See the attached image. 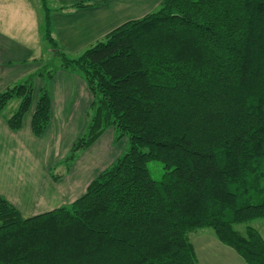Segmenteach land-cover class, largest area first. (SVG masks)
<instances>
[{"label":"trees","instance_id":"obj_1","mask_svg":"<svg viewBox=\"0 0 264 264\" xmlns=\"http://www.w3.org/2000/svg\"><path fill=\"white\" fill-rule=\"evenodd\" d=\"M42 4L44 39L93 97L65 161L108 128L129 148L69 205L23 216L0 196V264H197L189 233L204 227L245 263L264 264L259 232L234 228L264 218V0H161L72 58ZM54 70L0 92V110L19 100L6 118L11 130L31 107L34 78L46 83ZM50 109L43 85L34 136ZM153 160L164 169L158 180Z\"/></svg>","mask_w":264,"mask_h":264},{"label":"crops","instance_id":"obj_2","mask_svg":"<svg viewBox=\"0 0 264 264\" xmlns=\"http://www.w3.org/2000/svg\"><path fill=\"white\" fill-rule=\"evenodd\" d=\"M79 1L85 5L73 7ZM160 1L54 0L53 9L48 7L51 35L66 56L79 52L81 54L121 23L155 10ZM44 15L42 0H0V92L37 71L43 65L44 56L49 58L50 47L47 45L43 52L40 46V42L44 40ZM43 85H46L50 96V121L44 133L37 137L31 132L30 121ZM92 98L81 74L58 65L46 83L41 76L34 78L31 107L23 117L21 128L11 130L6 123V118L13 112L4 115L3 109L11 100L0 110V178L5 180L0 185V196L18 207L24 216L63 205L65 198L74 192L72 185L75 182H66L70 188L65 190L67 187H64L62 197L57 198L58 189H50L55 182L49 179V183L46 180L49 186L45 190L41 186L30 187V183L34 182L29 178L31 172L25 168L22 174H13L9 164L5 163V155H10L12 150L20 151L25 148L28 152L25 155L26 161L35 162L36 166L46 168L51 162H56L76 141L75 134L85 131L88 122L86 110ZM43 168L41 172L45 173ZM91 179L85 182V177L77 178L76 183L81 182L82 188L74 198L73 194L70 196V202L84 193ZM18 190L30 195L28 210L20 208L19 201L14 199V192L17 194ZM250 225L264 239V218L254 219ZM207 228L193 231L197 242L189 237L194 246L197 264H247L231 247L221 243L214 231Z\"/></svg>","mask_w":264,"mask_h":264},{"label":"rangeland","instance_id":"obj_3","mask_svg":"<svg viewBox=\"0 0 264 264\" xmlns=\"http://www.w3.org/2000/svg\"><path fill=\"white\" fill-rule=\"evenodd\" d=\"M46 3H47V6L49 8L53 9L54 0H46ZM47 45L50 47L51 52L49 53V58H47V55L44 56L43 65H41L40 68L44 67V68H53L54 69L58 65L60 66V58L58 56H55V54L53 53L52 46L45 39L40 42V46L42 47V51L45 52L44 50H45V47ZM79 53L72 54V56H68V57H71V58L76 57V56L80 55ZM24 80H22L20 82H23ZM17 104H18V99L13 98L7 104V106L3 109V114L8 115L9 113L14 112V110L17 107ZM89 108L90 107H88L86 110L87 116H89L88 115V112L90 111ZM82 134H83V132H81L79 135L75 134L76 135L75 138L77 139ZM74 142H75V140L73 141V143ZM72 144H71V146H72ZM93 144L86 149H81V150H78L77 152H75V157L70 163L66 162L65 160L70 155L71 146H69V149L63 155L62 158H59V160L56 159L55 160L56 162H51V164L49 166H47L46 168L36 166L34 164L35 162L33 163L31 161H26L25 155L28 154V152H27V149H25V148L20 150V151H13L12 150V151H10V155L6 154L5 155V161H6L5 163L9 164L10 169L14 171L13 174H16V175L22 174L24 169L27 168L29 170V172H31L29 178L34 180L33 183H30V187L41 186V188L45 190L49 186V185H47V181L49 183H51V181L55 182L56 184L51 186L50 189L53 190L54 187H56L58 189L57 198L62 197V189L64 187H67L66 182L68 184H72L75 182V184L72 185L73 190H74V192H72V194H73V198H74L77 191L82 188L81 182L76 183L77 178L85 177V182H87L89 178L90 179L94 178V175L96 173L98 174L99 171H101L102 169H104L105 167L110 165L117 157L121 156L129 148V142H128L127 137L124 136V137L116 138L115 132L112 128L106 129L104 131L102 137L96 143L94 142ZM92 159H93V162H92ZM92 163H95V164H92ZM90 164H92L93 166L91 165V167H90ZM67 166H69V167L67 168ZM148 167L150 169L151 175L155 179L158 180L161 178V176L164 172V169H163L161 162L156 161V160L150 161L148 163ZM42 168L45 170L44 171L45 173L41 172ZM83 168H85V169L83 170ZM0 170H1V168H0ZM48 171H49V173H48ZM44 176L46 179H44ZM49 179H51V181ZM4 181L5 180L0 178V185ZM7 185H11V184L8 183ZM69 188H70V185L64 189L67 190ZM19 191L20 190H18L17 194L14 192V194H15L14 199L16 201L17 200L19 201V203H20L19 207L20 208L28 210L29 204H30V201H29L30 195H27L28 193L27 194L24 193L27 195V196L25 195V197H24V194L19 192ZM72 194H69L68 197L65 198L66 200L63 202V205H69L71 203L70 202L71 201L70 196ZM51 196L53 197V194ZM22 201L24 202V204H27V205L24 206ZM16 208L20 211V209L18 207H16ZM247 225H250V222L249 223L236 224L234 226V228L237 231H239L240 233H244ZM207 229L213 231L211 228H207ZM195 234L196 233L193 231H192V233L189 234V237L193 242H197Z\"/></svg>","mask_w":264,"mask_h":264}]
</instances>
